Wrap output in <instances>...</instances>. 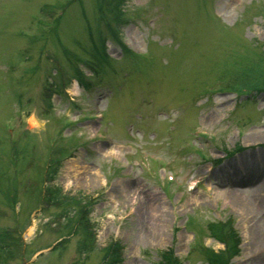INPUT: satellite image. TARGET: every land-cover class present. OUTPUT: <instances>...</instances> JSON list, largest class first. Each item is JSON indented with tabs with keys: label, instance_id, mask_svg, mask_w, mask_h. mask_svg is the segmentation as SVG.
I'll use <instances>...</instances> for the list:
<instances>
[{
	"label": "rangeland",
	"instance_id": "obj_1",
	"mask_svg": "<svg viewBox=\"0 0 264 264\" xmlns=\"http://www.w3.org/2000/svg\"><path fill=\"white\" fill-rule=\"evenodd\" d=\"M263 53L264 0H0V264H264Z\"/></svg>",
	"mask_w": 264,
	"mask_h": 264
},
{
	"label": "trees",
	"instance_id": "obj_2",
	"mask_svg": "<svg viewBox=\"0 0 264 264\" xmlns=\"http://www.w3.org/2000/svg\"><path fill=\"white\" fill-rule=\"evenodd\" d=\"M260 61L264 62V55ZM46 191L47 194L45 195L44 200L51 205H61V207H63L61 209L65 211L63 217L66 218L67 222L70 221V223L68 222V226L71 228V230L75 231L76 228H81L83 234L85 235L84 237L92 239L93 237L91 235V231L89 230L91 223L89 219L90 210L88 207L89 203H91L92 200L88 199L87 201H85L84 197L80 195L68 196L66 194L61 193L58 187L48 186ZM219 240H223L226 243V247L224 250H220L219 252H212L208 259L209 264H228L230 256L236 251L235 244L229 245V242L222 238ZM1 242L2 238L0 237V251H3L4 245ZM89 243L90 241L85 243L83 245V248L85 249L86 245ZM9 244L10 243L8 241V243H6V246L8 247ZM227 245H229V247ZM225 251L226 253L224 254ZM105 254V264H116L117 261L120 260L121 254L118 243L114 242L109 245L105 249ZM160 264H177V262L171 252H168L163 254L162 261Z\"/></svg>",
	"mask_w": 264,
	"mask_h": 264
},
{
	"label": "bare ground",
	"instance_id": "obj_3",
	"mask_svg": "<svg viewBox=\"0 0 264 264\" xmlns=\"http://www.w3.org/2000/svg\"><path fill=\"white\" fill-rule=\"evenodd\" d=\"M31 120V119H30ZM33 120V119H32ZM31 120V121H32ZM126 185V184H125ZM257 186V187H256ZM256 186H254L256 189H255V191H257V192H261L263 189H261V186L259 185V184H257ZM262 202H264L263 200H261Z\"/></svg>",
	"mask_w": 264,
	"mask_h": 264
}]
</instances>
